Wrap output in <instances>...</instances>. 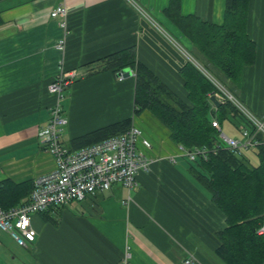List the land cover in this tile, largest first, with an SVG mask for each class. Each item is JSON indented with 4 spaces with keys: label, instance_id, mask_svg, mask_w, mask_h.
<instances>
[{
    "label": "crops",
    "instance_id": "crops-1",
    "mask_svg": "<svg viewBox=\"0 0 264 264\" xmlns=\"http://www.w3.org/2000/svg\"><path fill=\"white\" fill-rule=\"evenodd\" d=\"M169 1L0 0V181L34 180L55 169L37 132L49 118L55 97L48 85L60 69L88 72L89 63L133 47L137 58L182 98L186 90L179 70L186 61L229 91L225 83L230 80L208 72L192 55V42L164 15ZM59 4L67 8L69 31L63 51L56 47L63 29L50 16ZM224 7L225 0H180L183 15L216 24L223 21ZM246 32L255 44V60L243 67L233 96L264 119V0H249ZM133 93V74L118 78L107 70L73 82L62 102V141L68 146L72 138L129 116L150 141L149 148L138 145L152 163L138 175L130 202H125L127 190L114 184L35 214V241L17 249L18 263L12 254L0 264H124L128 246V264H225L214 253L224 215L191 173L193 162L168 129L147 110L132 115ZM235 122L230 115L218 124L223 133L239 138L243 125ZM243 151L255 165L258 148ZM6 235L11 237L0 233V251Z\"/></svg>",
    "mask_w": 264,
    "mask_h": 264
},
{
    "label": "trees",
    "instance_id": "trees-1",
    "mask_svg": "<svg viewBox=\"0 0 264 264\" xmlns=\"http://www.w3.org/2000/svg\"><path fill=\"white\" fill-rule=\"evenodd\" d=\"M248 2L225 0L220 24L195 15H183L180 0H170L163 9L164 15L192 42L194 58L208 72L219 71L230 80V85L220 82L225 83L232 95L243 67L255 60V44L246 32ZM87 66L89 70L84 76L107 70L114 74L125 68L132 70V115L149 111L168 129L174 143L186 149L221 144L215 153L206 159H197L190 168L225 218V226L215 233L218 244L214 253L225 264H264V231L257 232L264 227V146L258 147L259 162L253 165L242 152L236 154L224 147L212 125V118L220 123L232 115L235 126L242 124L252 131L254 128L246 117L226 98L212 109L210 95L219 94L218 88L190 61L179 70L186 98L177 95L142 63L133 47L106 55ZM131 125L129 116L72 138L68 147L78 149L90 145L123 133ZM32 188L33 180H1L0 207L7 209L24 203Z\"/></svg>",
    "mask_w": 264,
    "mask_h": 264
},
{
    "label": "built area",
    "instance_id": "built-area-1",
    "mask_svg": "<svg viewBox=\"0 0 264 264\" xmlns=\"http://www.w3.org/2000/svg\"><path fill=\"white\" fill-rule=\"evenodd\" d=\"M66 15L67 8L63 4L55 6L50 11V16L58 19L63 29V35L56 43L57 49L61 51L65 49L66 37L69 33ZM82 77L84 71L79 68L60 69L48 85V91L55 97V101L49 109L47 123L37 132V137L45 149L53 155L55 169L33 180V188L27 201L7 209L0 207V233H8L20 246H26L36 239L37 232L32 220L35 214L72 201L83 200L87 195L105 192L114 184H120L127 190L125 202H130L129 193L138 186V175L150 170L152 160L139 149L138 145L140 143L143 147L149 148L151 143L143 137L142 131L135 125H131L123 133L78 149H70L62 141L66 124L62 106L64 91ZM215 86L218 88L219 94L216 95L220 101L224 98L231 101L254 128L250 131L241 127L240 137L234 138L223 133L218 122L213 120L212 125L218 129V137L223 146L236 154L246 149L264 146V119L253 115L220 84ZM220 145L217 144L212 148L206 146L180 148L182 154L194 162L199 158L206 159L210 153H215ZM263 231L264 227H260L257 232ZM130 253L128 246L124 264H128ZM189 263L190 260L185 261V264Z\"/></svg>",
    "mask_w": 264,
    "mask_h": 264
},
{
    "label": "rangeland",
    "instance_id": "rangeland-1",
    "mask_svg": "<svg viewBox=\"0 0 264 264\" xmlns=\"http://www.w3.org/2000/svg\"><path fill=\"white\" fill-rule=\"evenodd\" d=\"M165 26V25H162ZM181 43V41H178ZM213 81V80H212ZM214 82V81H213ZM216 85H219L220 83L218 82H214ZM222 88H224L223 86H221ZM235 96V95H234ZM235 98V97H234ZM237 99V98H235ZM228 120V119H227ZM244 154L248 153V151H243ZM240 154V153H237ZM254 163L257 164V162L259 161L258 159H253ZM132 195V194H131ZM120 201V200H119ZM125 206V205H124ZM4 248L2 251H0V258L2 260H6L9 261V258L11 259L12 254L15 256L14 260L15 262H19V255H17V249L21 248V246L17 245L15 243V241L9 237L8 235H6L4 237Z\"/></svg>",
    "mask_w": 264,
    "mask_h": 264
},
{
    "label": "water",
    "instance_id": "water-1",
    "mask_svg": "<svg viewBox=\"0 0 264 264\" xmlns=\"http://www.w3.org/2000/svg\"><path fill=\"white\" fill-rule=\"evenodd\" d=\"M132 74H133L132 70L125 68V69H122L121 71H119L117 73V76L124 78V77L131 76ZM210 100L216 107L219 106L220 101H218L216 94L210 95Z\"/></svg>",
    "mask_w": 264,
    "mask_h": 264
}]
</instances>
